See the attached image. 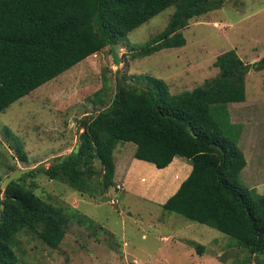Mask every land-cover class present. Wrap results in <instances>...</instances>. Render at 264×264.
I'll list each match as a JSON object with an SVG mask.
<instances>
[{
  "label": "rangeland",
  "instance_id": "374dc122",
  "mask_svg": "<svg viewBox=\"0 0 264 264\" xmlns=\"http://www.w3.org/2000/svg\"><path fill=\"white\" fill-rule=\"evenodd\" d=\"M175 9L166 8L120 39L114 47L118 62L105 46L0 112V183L14 169L46 167L51 158L68 154L85 124L109 105L118 80L140 85L159 78L177 94L217 76L216 57L232 49L249 65L246 97L261 100L264 67L253 66L264 57V0H221L220 7L175 31L183 35V46L140 55L158 40ZM220 108L212 106V114L226 132H239L237 144L248 162L240 182L264 194V122L253 128L255 136L230 122L227 105L223 114ZM135 148L133 142L116 144L114 183L102 192L95 174L93 196L43 173L20 181L68 221L56 248L35 231H21L17 264H264V254H249L225 233L163 208L189 174V160L176 156L158 169L135 158ZM93 165L99 172L101 165Z\"/></svg>",
  "mask_w": 264,
  "mask_h": 264
},
{
  "label": "trees",
  "instance_id": "16d2710c",
  "mask_svg": "<svg viewBox=\"0 0 264 264\" xmlns=\"http://www.w3.org/2000/svg\"><path fill=\"white\" fill-rule=\"evenodd\" d=\"M173 5L166 28L140 55L183 46V35L175 31L220 7L221 0H0V112L105 46L118 62V41ZM213 64L217 76L177 94L159 78L140 85L118 80L109 105L85 124L68 154L9 182L0 210V264H17V236L25 229L51 248L65 234L67 217L20 181L43 173L91 196L96 186L105 192L114 183L113 150L119 142H133L134 157L158 169L176 156L189 160V174L163 208L225 233L249 254H264V194L240 182L246 158L237 144L239 132H226L211 111L221 107L223 114L228 102L245 99L249 65L232 49ZM263 67L264 57L253 66ZM95 174L102 183L92 187ZM202 248L197 245L198 253Z\"/></svg>",
  "mask_w": 264,
  "mask_h": 264
},
{
  "label": "crops",
  "instance_id": "0c3cea01",
  "mask_svg": "<svg viewBox=\"0 0 264 264\" xmlns=\"http://www.w3.org/2000/svg\"><path fill=\"white\" fill-rule=\"evenodd\" d=\"M258 93L260 94V96H262L261 100H254L256 97H251L250 99L246 97L245 93L244 100L228 102L226 104L229 111L228 116H230V122L233 124H238L241 127V131H245L246 133L250 134L252 133L255 136L256 134L255 132H253V128H256L259 123L264 122V95L261 92ZM247 167L248 162H246V165L241 170V173H243L247 169Z\"/></svg>",
  "mask_w": 264,
  "mask_h": 264
},
{
  "label": "water",
  "instance_id": "95a60500",
  "mask_svg": "<svg viewBox=\"0 0 264 264\" xmlns=\"http://www.w3.org/2000/svg\"><path fill=\"white\" fill-rule=\"evenodd\" d=\"M29 171V168H20L14 169L6 177H4L0 183L1 188L4 190L9 182L15 179H19L22 174H25ZM3 209V202L0 203V210Z\"/></svg>",
  "mask_w": 264,
  "mask_h": 264
}]
</instances>
